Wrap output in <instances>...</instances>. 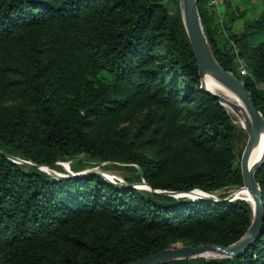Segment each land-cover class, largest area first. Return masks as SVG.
<instances>
[{
    "label": "trees",
    "instance_id": "obj_1",
    "mask_svg": "<svg viewBox=\"0 0 264 264\" xmlns=\"http://www.w3.org/2000/svg\"><path fill=\"white\" fill-rule=\"evenodd\" d=\"M222 3L226 28L197 0L205 35L264 118V0L255 15ZM243 131L201 88L180 0H0V264H130L237 242L250 204L180 196L244 187ZM79 158L139 174L116 185L39 169ZM255 178L264 202V164ZM166 264H264V221L239 257Z\"/></svg>",
    "mask_w": 264,
    "mask_h": 264
},
{
    "label": "water",
    "instance_id": "obj_2",
    "mask_svg": "<svg viewBox=\"0 0 264 264\" xmlns=\"http://www.w3.org/2000/svg\"><path fill=\"white\" fill-rule=\"evenodd\" d=\"M180 2L183 24L192 46L195 60L199 69L201 88L210 95L217 98L224 108L228 106L231 109L239 110L240 107L228 95L218 92L216 89L210 87L207 84L205 79L208 75H210L215 78L220 84L224 85L232 92H234L244 103L242 109L245 114V126H243V129L248 135V141L241 157V171L244 180V187L239 190L237 195H235L236 199L228 200H243L250 204L253 212V220L245 235L240 240L229 246L204 244L197 247H180V243H177L169 249L158 252L147 258L134 261L130 264H166L180 260L207 258L206 255L213 256V258L216 259L239 257L247 249H249V247L261 236L263 228V195L260 185L256 181L255 175L258 169L264 164V144L263 151L259 160L251 165L250 159L256 146L260 145L262 141L264 142V118L262 114L256 109L254 105L253 95L246 88L245 81L238 78L234 73L226 71L216 60L205 35L197 6V0H180ZM17 161L20 163L31 165L29 162L20 160ZM41 168L43 167H39L40 170ZM80 175H86V173H80L74 176ZM147 187L149 188V186ZM242 192H247L253 196V205H251V203L247 199L240 196ZM194 193L195 192L181 195L180 197L194 199L192 197V194Z\"/></svg>",
    "mask_w": 264,
    "mask_h": 264
},
{
    "label": "rangeland",
    "instance_id": "obj_3",
    "mask_svg": "<svg viewBox=\"0 0 264 264\" xmlns=\"http://www.w3.org/2000/svg\"><path fill=\"white\" fill-rule=\"evenodd\" d=\"M260 1L261 0H231V3L233 6L240 7L243 9H248L249 11H251L252 15H255L261 9ZM222 2H223V0H209V9H210V11L217 13L219 24L222 26V28L223 27L226 28L225 27L226 17L224 15L225 6L223 5ZM170 10H171V12L175 11V6L172 3H170ZM239 71H240V74L243 75L244 74V67L241 66ZM208 79L206 80L207 82H208ZM216 84H218V83L216 82ZM208 85L217 90L215 85H213L211 83H208ZM218 92L221 93V91H218ZM232 110H234V109H232ZM234 111L240 112L241 115H243L245 117L243 110L239 109V110H234ZM230 116H231L234 124L239 129L244 130L243 126H245V124L244 125L241 124L240 120L237 117L232 116L231 114H230ZM247 141H248V135H247L246 131L244 130L243 132L239 133L238 142H237V151L240 152L241 154H243V152H244ZM73 168L84 169L80 173L100 174L107 181L111 182L112 184H116V185L126 184V182H127L126 180L135 179L139 174L138 167L135 165H128V164H124V163H120V162L98 163V162L92 161L88 158H81V159L79 158L77 160H74L73 162L58 163L53 167H43V168H41V170L43 172L53 176L54 178H63L69 174H73V172H72ZM80 173H78V174H80ZM135 188L148 189L147 185H145L144 183H142L139 186L135 185ZM239 190L240 189L230 188L227 190L219 191L215 194H204L201 192H195L194 194H192V197L194 199L195 198H203V199L217 200L220 197L225 196V197H227V199L233 200V199H236L235 195H237ZM240 196L242 198L247 199L251 203V205H253L254 201H253V196L251 194H249L247 192H242L240 194ZM181 246H185V245L180 243V247ZM206 257H207V259L213 258V256H210V255L206 256Z\"/></svg>",
    "mask_w": 264,
    "mask_h": 264
},
{
    "label": "bare ground",
    "instance_id": "obj_4",
    "mask_svg": "<svg viewBox=\"0 0 264 264\" xmlns=\"http://www.w3.org/2000/svg\"><path fill=\"white\" fill-rule=\"evenodd\" d=\"M209 78V79H208ZM208 79V82H207V84L208 83H211V84H213V85H215L216 86V88H217V90L218 91H221V93H223V94H225V95H228L240 108V110H243L242 108H243V106H244V103H243V101L234 93V92H232L230 89H228L227 87H225L224 85H222V84H220L215 78H213L212 76H210V75H208L207 77H206V79L205 80H207ZM218 83V84H216V82L214 81V80ZM215 89V88H214ZM226 89V90H225ZM226 110L228 111V113H230L232 116H235V117H237L239 120H240V122H241V124H245V117L243 116V115H241V113L240 112H235L234 110H232L231 108H229L228 106H226ZM244 117V118H243ZM242 125V126H243ZM263 141L261 142V144L260 145H258L255 149H254V151H253V153H252V155H251V159H250V164L252 165V164H254L257 160H259V158H260V156H261V154H262V150H263ZM206 256H209V255H206Z\"/></svg>",
    "mask_w": 264,
    "mask_h": 264
}]
</instances>
